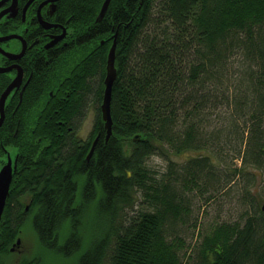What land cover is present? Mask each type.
I'll list each match as a JSON object with an SVG mask.
<instances>
[{
  "label": "trees",
  "instance_id": "obj_1",
  "mask_svg": "<svg viewBox=\"0 0 264 264\" xmlns=\"http://www.w3.org/2000/svg\"><path fill=\"white\" fill-rule=\"evenodd\" d=\"M94 1L67 4L82 16ZM104 16L81 39L105 44L84 59L61 109L36 130L34 138L49 146L41 150L25 138L17 144L0 255L19 235L24 207L18 196L28 194L33 228L48 248L70 255L80 248L82 225L94 222L78 264H185L184 243L174 231L191 212L186 192L227 193L237 199L239 217L197 232L187 264H264V176L263 192L253 188L255 171L264 172V0H111ZM115 32L112 133L105 140L100 105ZM90 110L92 131L82 140L75 131ZM187 152L198 154L170 161L160 174L146 165L151 155ZM138 200L144 207L124 214ZM64 223L69 233L60 246Z\"/></svg>",
  "mask_w": 264,
  "mask_h": 264
},
{
  "label": "flooded vegetation",
  "instance_id": "obj_2",
  "mask_svg": "<svg viewBox=\"0 0 264 264\" xmlns=\"http://www.w3.org/2000/svg\"><path fill=\"white\" fill-rule=\"evenodd\" d=\"M103 2L95 0L79 16L71 11L67 0H0V98L10 87L0 107V170L10 158L12 167L15 166L11 182L17 173V144L21 138L30 142L29 145L40 146L41 150L49 146L39 136L34 138L37 128L45 124L51 112L61 109L60 103L65 102L71 92V77L84 59L105 44L104 38L81 39L105 17L96 20ZM83 118L75 131L78 137ZM71 130L67 127V131ZM42 155L36 154L40 158ZM9 194L10 187L6 200ZM18 199L24 207L25 221L32 199L28 194H21ZM5 208L4 205L1 219ZM17 240L18 237L9 253L18 251L20 240L15 245ZM2 257L0 255V264Z\"/></svg>",
  "mask_w": 264,
  "mask_h": 264
},
{
  "label": "rangeland",
  "instance_id": "obj_3",
  "mask_svg": "<svg viewBox=\"0 0 264 264\" xmlns=\"http://www.w3.org/2000/svg\"><path fill=\"white\" fill-rule=\"evenodd\" d=\"M237 66L238 64H234V69L232 70V72L236 73ZM218 110H224L223 112H225L227 109L220 106ZM93 123L94 113H92V111H89L80 123L78 135L83 139L89 137L92 131ZM197 154L198 153L196 152H187L180 155H175L172 153H168L167 155H151L149 158H147L146 165L152 171H156L157 174H160L168 168L170 161H173L176 164L181 163L190 157L196 156ZM11 155L14 156V149H12ZM223 157V160L226 161L227 164L231 163V161H229V157H232L230 151L225 153ZM217 158L215 159L214 155H212V159L214 160L215 165L217 164L218 166H220L221 161ZM232 164H234V166L238 168L242 165L239 158H235L234 161H232ZM245 169H247L249 172V168L246 167ZM255 172L259 174V177H256L253 188H260V191L263 192V182L261 179L264 176V172H260L258 170ZM186 193H188L187 196H189V206L191 212L188 215L187 223L184 225L179 224V226H177L174 231L177 235H179L177 237H179L184 243L183 248L181 249L185 250L186 252L181 250L180 254L182 261L185 262V264H187V262H191L190 258L195 254L194 249L195 247H197V244L199 242L198 235L196 234L197 232H200V230L202 229H209L210 225H214V223L232 221L236 220L239 217V214L236 211L237 199L234 195L231 198V194L228 195L227 193H224L223 195L207 193L203 197L197 196L196 194L193 195V197H190V195L192 194L190 192ZM212 196H214L213 199H211ZM206 197L207 201L205 200ZM209 198L210 201H208ZM143 207V203L138 200L133 203L132 207L126 208L124 210V214L128 216L134 215ZM34 213L35 211H31L26 215L27 218L20 228V232L18 235V239L20 240L19 247L17 248L18 251H14L11 253H9L8 251V254L3 255L1 264H18L22 259H24L26 262L36 260L38 264H78L80 255L85 250H87L89 243L93 239L92 231L94 229V222L92 221L87 224V222L85 221V223L82 225V239L80 248L75 250L70 255H66L58 249L48 248L40 243L32 225V218L34 216ZM196 216H198L197 220L195 218ZM196 221V226L192 227V225ZM68 233L69 227L67 223H64L63 227L61 228L60 239L58 241V244L60 246H63L64 239L68 236Z\"/></svg>",
  "mask_w": 264,
  "mask_h": 264
},
{
  "label": "water",
  "instance_id": "obj_4",
  "mask_svg": "<svg viewBox=\"0 0 264 264\" xmlns=\"http://www.w3.org/2000/svg\"><path fill=\"white\" fill-rule=\"evenodd\" d=\"M109 0H104L100 11L97 16V21L100 20L108 7ZM115 41L112 43L110 49L108 50L107 58H106V67H105V78H104V92L102 97V102L100 105V111H101V119L103 122L104 129L106 131L105 140L109 138V136L112 133V119L110 114V101H111V89L113 82L116 78V68L114 65V59H115ZM10 87L4 92V94L0 98V107L3 106L4 98L6 97L7 93L9 92ZM138 138L135 137V139ZM97 138L93 141L89 152L86 155V159L88 160L94 150V146L96 144ZM13 168L15 169V166L12 167L10 158H8L7 163L1 168L0 170V219L1 214L5 205V201L9 192V187L12 179V173ZM129 174V173H128ZM262 209H264V206H262ZM19 243V239L16 241L15 245Z\"/></svg>",
  "mask_w": 264,
  "mask_h": 264
},
{
  "label": "bare ground",
  "instance_id": "obj_5",
  "mask_svg": "<svg viewBox=\"0 0 264 264\" xmlns=\"http://www.w3.org/2000/svg\"><path fill=\"white\" fill-rule=\"evenodd\" d=\"M109 3H110V0H109ZM108 6H109V4H108ZM94 151V150H93Z\"/></svg>",
  "mask_w": 264,
  "mask_h": 264
}]
</instances>
